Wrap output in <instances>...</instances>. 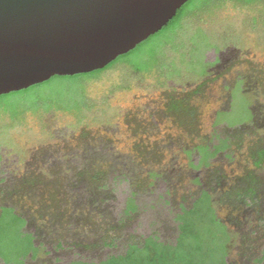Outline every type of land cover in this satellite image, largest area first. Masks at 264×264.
<instances>
[{"label":"rangeland","instance_id":"rangeland-1","mask_svg":"<svg viewBox=\"0 0 264 264\" xmlns=\"http://www.w3.org/2000/svg\"><path fill=\"white\" fill-rule=\"evenodd\" d=\"M162 40L148 72L116 63L83 85L0 101V209L37 237L24 264L97 261L152 233L171 242L179 204L201 188L229 233L227 264H264V0L207 3ZM224 138L225 154L199 164L198 147ZM113 170L127 183L114 187ZM131 191L137 214L121 223ZM17 236L4 216L12 259ZM206 241L217 264V226Z\"/></svg>","mask_w":264,"mask_h":264},{"label":"water","instance_id":"water-1","mask_svg":"<svg viewBox=\"0 0 264 264\" xmlns=\"http://www.w3.org/2000/svg\"><path fill=\"white\" fill-rule=\"evenodd\" d=\"M189 0H0V96L101 70Z\"/></svg>","mask_w":264,"mask_h":264},{"label":"trees","instance_id":"trees-1","mask_svg":"<svg viewBox=\"0 0 264 264\" xmlns=\"http://www.w3.org/2000/svg\"><path fill=\"white\" fill-rule=\"evenodd\" d=\"M215 1L222 0H189L159 32L137 45L132 51L119 56L101 70L73 76H54L46 82L34 85L25 90L1 95L0 101L2 102L3 99L7 98L22 101L30 94H37L40 91H45L52 87L83 85V82L95 78L116 63L126 64L135 72H148L154 67L156 54L164 44V40L162 39L164 37H169L170 34L176 30L180 16L186 14L188 11L199 10L205 7L207 3ZM237 1L243 4H253L258 0ZM142 44H150L148 51L145 53L140 50ZM144 57L147 59L145 64L142 62L144 61ZM181 105H183L181 101L172 104L173 108H180ZM49 109L61 111L78 110L77 108L67 109L62 107H47L44 110ZM227 148L228 140L226 138H224L218 146L216 145L212 148L208 145L198 147L197 153L201 157L199 164H208L209 160L214 159L220 153L223 154ZM110 180L114 187L123 182L127 183L125 177L115 170H113ZM102 187L105 189L107 184H103ZM250 194L248 192V194H244V197L250 199ZM136 195V192L131 191L126 198L124 208L119 215V221L121 223L137 214L138 206L136 204ZM238 196H242V194ZM245 198L237 197L238 200H243ZM190 200L191 205L189 207L179 204V212L174 214L173 220L176 224V234L173 241L169 242L162 240L158 234L152 233L144 237L140 236L138 240L135 239L128 242L121 253L110 254L97 261L77 258L67 264H206L205 260L209 255L207 254L209 246L207 245L206 239L211 233V228L215 226H217V251L220 256L217 260V264H227V245L230 241V237L226 226L216 216L212 208L209 189H199V192L192 196ZM8 215L18 230L19 237L17 236L18 241L15 246L16 259H12V257L10 258L8 255L0 252V260L2 264H24L28 256L34 257L38 251V245L35 243L37 237L32 231H27V221L18 214L14 208L3 206L0 209V220ZM58 245H60V243Z\"/></svg>","mask_w":264,"mask_h":264},{"label":"flooded vegetation","instance_id":"flooded-vegetation-1","mask_svg":"<svg viewBox=\"0 0 264 264\" xmlns=\"http://www.w3.org/2000/svg\"><path fill=\"white\" fill-rule=\"evenodd\" d=\"M194 11H196V10H193V11H191V12L188 11L186 14L180 16V18L178 19V22H179L178 27L176 28V30H175L174 32H172V33L170 34V39L172 38V36L176 33V31H177L178 28L180 27V24H181L182 20H183L187 15L191 14V13L194 12ZM238 84H239V83H236L235 88H237V90L240 91V90H239L240 88H239V85H238Z\"/></svg>","mask_w":264,"mask_h":264}]
</instances>
